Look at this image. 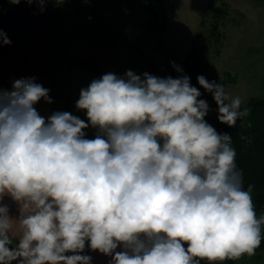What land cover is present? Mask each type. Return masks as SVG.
Instances as JSON below:
<instances>
[{
    "label": "clouds",
    "instance_id": "1",
    "mask_svg": "<svg viewBox=\"0 0 264 264\" xmlns=\"http://www.w3.org/2000/svg\"><path fill=\"white\" fill-rule=\"evenodd\" d=\"M23 2L42 13L47 2L66 0ZM10 44L0 29V47ZM197 82L212 94L220 123L234 128L248 116L223 83L203 75ZM201 95L187 75L107 73L80 90L84 120L67 111L41 115L36 105L53 101L35 77L0 87V264H92L86 247L109 264L255 256L264 214L257 215L254 185L244 189L231 134L206 121ZM5 196L20 205L18 219Z\"/></svg>",
    "mask_w": 264,
    "mask_h": 264
},
{
    "label": "rangeland",
    "instance_id": "2",
    "mask_svg": "<svg viewBox=\"0 0 264 264\" xmlns=\"http://www.w3.org/2000/svg\"><path fill=\"white\" fill-rule=\"evenodd\" d=\"M209 0H164L156 10L167 16V26L154 20L148 0H66L57 4L58 57L55 75L56 107L86 120L76 109L80 90L107 73L177 78L192 49L201 53L204 76L225 85L230 97L241 98L242 110L252 99L264 97V0H242L219 28L222 38L210 36L200 25ZM154 23L155 30L148 31ZM175 69V68H174ZM209 104L206 121L219 132L217 105L212 94L200 89ZM94 138L96 130H85ZM16 240H14L15 242ZM82 254H85L82 253ZM236 264H264V249ZM15 264V262H14Z\"/></svg>",
    "mask_w": 264,
    "mask_h": 264
},
{
    "label": "crops",
    "instance_id": "3",
    "mask_svg": "<svg viewBox=\"0 0 264 264\" xmlns=\"http://www.w3.org/2000/svg\"><path fill=\"white\" fill-rule=\"evenodd\" d=\"M238 5L242 0H228ZM246 1V0H245ZM41 13L39 5L26 2L14 4L11 0H0V29L11 40L10 45L0 47V87L10 90L12 81L19 78L35 77L36 82L49 89L52 103L41 100L36 108L47 117L54 111H63L56 107L55 71L58 57L57 4L47 2ZM4 204L9 206V214L18 219L20 205L5 196ZM24 210V214L28 213ZM21 234L19 221H14L12 236L17 240ZM92 256V264H109L111 257L98 251L85 249Z\"/></svg>",
    "mask_w": 264,
    "mask_h": 264
},
{
    "label": "trees",
    "instance_id": "4",
    "mask_svg": "<svg viewBox=\"0 0 264 264\" xmlns=\"http://www.w3.org/2000/svg\"><path fill=\"white\" fill-rule=\"evenodd\" d=\"M163 3L164 0H148L147 6L154 20L161 22V30L167 26V16L163 15L159 17L156 9L162 7ZM235 8L228 0H209L200 25L205 27L209 24L210 36L216 42H220L222 38L221 32H219L220 26L231 15V12H237ZM154 25L152 23L148 31L153 32L155 30ZM204 67L201 53L192 49L179 67L182 69V72H177L176 68L170 69V72L177 78L181 75L189 76L190 83L200 90L202 87L197 82V76H204ZM219 133L231 134L232 146L237 153V167L243 173L244 189L247 190L249 184L254 185L252 197L257 215L264 214V97L257 98L256 103L249 107L248 116L243 118L242 121L238 120L234 128H230L226 124L219 122ZM263 249L264 240H262L261 246L257 251ZM200 264H209V262L202 260ZM215 264H236V262L226 260L224 262H215Z\"/></svg>",
    "mask_w": 264,
    "mask_h": 264
},
{
    "label": "water",
    "instance_id": "5",
    "mask_svg": "<svg viewBox=\"0 0 264 264\" xmlns=\"http://www.w3.org/2000/svg\"><path fill=\"white\" fill-rule=\"evenodd\" d=\"M255 104V99H252V101L250 102V105Z\"/></svg>",
    "mask_w": 264,
    "mask_h": 264
}]
</instances>
